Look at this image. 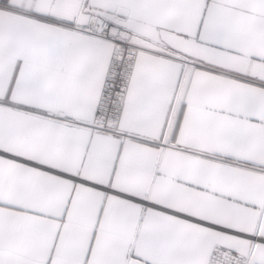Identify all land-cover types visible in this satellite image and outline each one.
Listing matches in <instances>:
<instances>
[{
    "label": "snow or ice",
    "instance_id": "snow-or-ice-1",
    "mask_svg": "<svg viewBox=\"0 0 264 264\" xmlns=\"http://www.w3.org/2000/svg\"><path fill=\"white\" fill-rule=\"evenodd\" d=\"M0 264H264V0H0Z\"/></svg>",
    "mask_w": 264,
    "mask_h": 264
}]
</instances>
